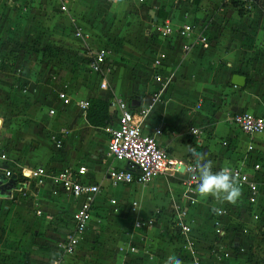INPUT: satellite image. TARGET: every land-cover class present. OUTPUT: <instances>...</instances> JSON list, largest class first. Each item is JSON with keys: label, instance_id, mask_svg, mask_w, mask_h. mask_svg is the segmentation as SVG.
I'll return each instance as SVG.
<instances>
[{"label": "crops", "instance_id": "crops-1", "mask_svg": "<svg viewBox=\"0 0 264 264\" xmlns=\"http://www.w3.org/2000/svg\"><path fill=\"white\" fill-rule=\"evenodd\" d=\"M57 5L65 9L58 11L69 23V36L79 27L84 34L95 32L107 39L104 46L112 73L106 78L107 88L100 89V79L89 71L88 61L95 50L103 48L104 38L95 36L91 42L72 34L70 38L81 46L69 50L86 70H58L56 76L55 70H0V180L8 182L6 187L0 185V200L9 201L8 207L3 206L10 209L8 217H15L27 227L25 231L35 235V242L14 243L12 261L1 244L0 264H182L170 222L178 206L186 210L190 238L197 240L200 251H207L200 252L201 264L223 260L208 256L211 245L203 247L198 234L208 231L214 237L216 211L227 212L219 219L225 230L228 217L248 203L244 188H233V192L225 188L230 184L227 171L241 165L264 186V131L249 137L230 123L241 112L264 119V0H49L47 9ZM1 8L6 10L2 4ZM90 11L96 13L95 20ZM105 12L109 30L100 34L97 25L101 26ZM121 19L128 26L116 36L113 29ZM165 21L175 27L188 25L191 32L182 37L157 35L155 28ZM111 39L113 44H109ZM87 49L94 51L87 53ZM156 59L161 60L158 68L153 67ZM233 75L243 77L241 87L230 84ZM164 81L168 82L165 86ZM90 98L109 105L110 120L104 128L89 126L76 106ZM115 99L131 109L148 110L142 131L154 136L176 162L177 172L169 170L145 185L109 184L107 171L123 167L107 154V130L116 125L110 106ZM189 126L200 133L187 135ZM190 146L196 151L188 155ZM189 163L196 165L200 181L212 179L217 184L204 188L199 181L194 204L188 207L180 181L187 177L181 166ZM253 164L259 169L254 171ZM79 166L86 169L81 181L97 185L99 191L77 251L61 256L54 242L70 232L71 216L81 198L73 199L48 183L36 187L15 174L20 169L42 167L54 172ZM2 170L11 171L12 177L5 178ZM110 187L119 188L122 199L108 197ZM256 202L264 204V192ZM131 203L137 205L134 212L129 210ZM123 208V218L115 220ZM107 209L110 218L103 223ZM148 221L149 228L133 227L134 222ZM20 229L24 227L17 230L19 235Z\"/></svg>", "mask_w": 264, "mask_h": 264}, {"label": "built area", "instance_id": "built-area-1", "mask_svg": "<svg viewBox=\"0 0 264 264\" xmlns=\"http://www.w3.org/2000/svg\"><path fill=\"white\" fill-rule=\"evenodd\" d=\"M233 1V0H222ZM64 11V7L60 8ZM157 35L162 37H169L172 35L184 36L191 32V27L183 25L175 27L169 22L165 21L160 26L155 28ZM76 39H87V35L75 28L72 33ZM204 42V39H201ZM203 46L205 44L203 43ZM109 51L106 48H99L95 50L88 61V69L100 79L99 88L105 90L107 88L106 78L112 73V66L109 63ZM163 56H160L162 59ZM156 59L153 67H160L161 60ZM159 80L158 77H156ZM168 82L164 81L163 86ZM60 99L63 95L59 94ZM157 100V96L152 99V102ZM76 106L84 112L87 106L86 100L76 102ZM115 110L116 125L107 130L108 143L107 154L116 162L123 164L122 168H112L107 171V181L110 185H129L136 183L140 185L149 184L155 178L163 176L167 171L177 172V165L172 160L165 150L159 147L153 135L145 134L142 131V122L147 115L146 109H131L129 105L120 99H115L110 104ZM231 125L247 136H253L264 131V119L246 112L234 114L230 118ZM200 133L199 129L189 126L186 129V134L189 136H197ZM58 146V145H56ZM251 147H248L250 150ZM254 171L259 169L258 164H253ZM182 172L187 177L180 181L183 187V200L185 205L194 204V195L196 194V187L200 181L196 171V165L189 163L184 165ZM5 178L12 177V172L9 170H2ZM221 173L225 171L221 170ZM86 174V169L79 166L75 169L64 167L61 170L50 172L42 167H36L29 170L20 169L15 175H19L33 182V185L38 187L44 183H48L52 189L58 190L68 194L73 199L81 198L71 216L72 228L68 234L63 236L54 243L56 253L61 256H71L76 252L79 246L83 232L85 231L88 222L91 218V207L95 195L99 191V187L95 184H89L81 181V177ZM230 184L225 188L229 191H234L233 188H244L248 192L247 202L253 207H260L256 203V199L261 192H264V186L255 179H251L247 173L244 172L243 166L234 167L227 171ZM204 188L214 186L212 179L200 181ZM115 204L114 201H110ZM137 205L130 204V211L134 212ZM226 210H217L216 218L212 221V230L214 239L218 241L224 240L225 230L220 224L219 219L225 215ZM186 210L183 206L175 207L170 215V222L172 224L171 230L174 232L179 241L178 252L182 264H201V254L199 247L195 246V242L190 238V227L185 219ZM150 221L146 224L142 222H134L135 229L142 227L149 228ZM219 247V248H217ZM232 247L229 245L217 246L208 251V256L212 258H226L231 252ZM132 251V249H131ZM58 263V262H57Z\"/></svg>", "mask_w": 264, "mask_h": 264}, {"label": "rangeland", "instance_id": "rangeland-1", "mask_svg": "<svg viewBox=\"0 0 264 264\" xmlns=\"http://www.w3.org/2000/svg\"><path fill=\"white\" fill-rule=\"evenodd\" d=\"M9 1L11 0H0V4L6 7V10L0 9V70H8L9 72L11 70L16 72L50 70V73L55 70L53 74L55 76L58 70H86L83 61H76L75 53L69 50L72 47L79 48L81 45H79L80 42L73 41L74 38H70L72 33L69 36L67 32L69 23L66 24L67 22L65 23L64 18L61 17L62 12L59 13L58 11L61 8H59V5L52 10H48L47 2L49 0ZM57 2L60 4L59 1ZM89 16L95 20L97 15L95 12L90 11ZM107 20L105 12L101 26L97 25L98 30L102 31L100 34L108 33ZM123 20L118 21V24L114 27V35L118 36L120 32L123 33L124 27L128 26V24L125 25ZM77 29L83 32L81 28L77 27ZM84 30L86 29L84 28ZM86 34L91 42L95 36L99 40L104 38V36L95 32L88 31ZM103 42L101 47L105 48L104 45L108 41L104 38ZM109 44H113V40ZM62 45H66L67 49H63ZM86 51L89 53L94 50L87 49ZM5 183V180L1 178V184ZM121 194L119 188L110 187L107 196L120 200L122 199ZM15 199L16 197L12 200ZM8 202L0 200V245L4 244L5 252L10 253V256H12L10 260L12 261L14 259V251L12 250L14 243L16 246H20L35 242V235L25 231L27 227L23 223H19L15 217H8L10 209H4L3 207H8ZM124 208L115 215V220L123 218ZM261 208L253 207L248 203L245 205V202L242 203L239 208L240 211L233 213L226 220L227 228H225V232L227 234H225L224 240L214 239L208 231L207 234H198L199 237H203L202 243L200 242L203 247L211 245L209 250L216 248V245H229L232 247L234 243L236 244V249H231V252L223 260H218L215 263L206 261L203 264H264V208ZM14 214L20 216L17 213ZM103 214L102 221L107 223L110 218L109 210H105ZM20 227H24V229L23 231L19 230L21 231L19 235L17 230ZM4 232L8 234L4 235ZM198 235L196 234V237ZM21 236L23 238H20ZM3 238L6 241H2ZM100 242L104 243L106 240ZM195 244L198 247L197 240ZM200 252L207 253L204 249Z\"/></svg>", "mask_w": 264, "mask_h": 264}, {"label": "trees", "instance_id": "trees-1", "mask_svg": "<svg viewBox=\"0 0 264 264\" xmlns=\"http://www.w3.org/2000/svg\"><path fill=\"white\" fill-rule=\"evenodd\" d=\"M86 102L87 106L84 110V118L87 124L94 128H104L110 120L108 103L94 98H90L86 100ZM194 151H196V149H193V147L190 146L188 149V155ZM234 249H236L235 243L232 245V250Z\"/></svg>", "mask_w": 264, "mask_h": 264}, {"label": "water", "instance_id": "water-1", "mask_svg": "<svg viewBox=\"0 0 264 264\" xmlns=\"http://www.w3.org/2000/svg\"><path fill=\"white\" fill-rule=\"evenodd\" d=\"M230 84L235 86V87H241L243 85V77H240L238 75H233L230 79ZM1 124V122H0ZM183 168V166H181V169ZM180 169V171H181ZM8 184V182H6L5 184H1V180H0V185L1 187H6ZM2 196V194L0 193V197Z\"/></svg>", "mask_w": 264, "mask_h": 264}]
</instances>
